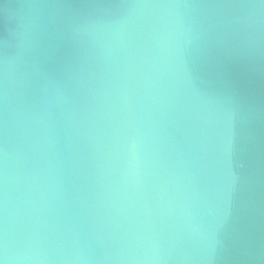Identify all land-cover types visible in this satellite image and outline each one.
Listing matches in <instances>:
<instances>
[{
    "label": "water",
    "instance_id": "1",
    "mask_svg": "<svg viewBox=\"0 0 264 264\" xmlns=\"http://www.w3.org/2000/svg\"><path fill=\"white\" fill-rule=\"evenodd\" d=\"M0 264H264V0H0Z\"/></svg>",
    "mask_w": 264,
    "mask_h": 264
}]
</instances>
